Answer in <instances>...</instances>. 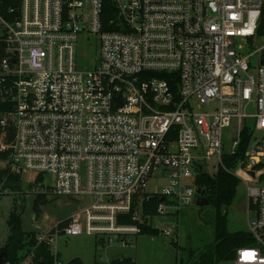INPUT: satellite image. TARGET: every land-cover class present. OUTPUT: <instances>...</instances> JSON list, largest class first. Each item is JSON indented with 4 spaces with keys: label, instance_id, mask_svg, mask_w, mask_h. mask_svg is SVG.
I'll list each match as a JSON object with an SVG mask.
<instances>
[{
    "label": "built area",
    "instance_id": "obj_1",
    "mask_svg": "<svg viewBox=\"0 0 264 264\" xmlns=\"http://www.w3.org/2000/svg\"><path fill=\"white\" fill-rule=\"evenodd\" d=\"M1 3L0 98L13 106L0 117V167L35 174V196L90 200L36 234L18 264H38L42 245L64 264L62 238L132 247L152 219L143 201L162 196V216L196 202L204 162L244 182L255 212L257 245L231 264H264V0ZM91 37L99 56L87 62ZM149 180L163 190L148 193Z\"/></svg>",
    "mask_w": 264,
    "mask_h": 264
},
{
    "label": "rangeland",
    "instance_id": "obj_2",
    "mask_svg": "<svg viewBox=\"0 0 264 264\" xmlns=\"http://www.w3.org/2000/svg\"><path fill=\"white\" fill-rule=\"evenodd\" d=\"M90 40L92 45H82L80 48V57L87 62L99 56L97 40L92 37ZM214 162L216 160L213 159L210 166ZM211 170L216 172L212 167ZM35 177V174L23 175L19 190H9L0 196V254L9 236L8 220L14 208L22 215V227L26 232L44 234L90 203L85 197L49 195L44 199L45 202L41 204L36 216V196L32 191ZM164 185L165 181L149 180L145 190L148 193L161 192ZM227 213L229 232L249 231L248 221L255 218V212L250 209L247 185L244 182L239 185L237 196ZM215 218L216 210L212 205L198 206L193 201L184 205L178 214L170 211L167 215L153 217L150 224L159 229L160 234L134 237L131 239L132 247H116L105 251L100 246L96 247V240L92 236L59 239L60 261L67 263L79 257L85 264H96L95 259L102 256L103 259L128 257L135 264H181L189 251H197L215 241ZM169 227L172 234L167 236L163 231Z\"/></svg>",
    "mask_w": 264,
    "mask_h": 264
},
{
    "label": "trees",
    "instance_id": "obj_3",
    "mask_svg": "<svg viewBox=\"0 0 264 264\" xmlns=\"http://www.w3.org/2000/svg\"><path fill=\"white\" fill-rule=\"evenodd\" d=\"M20 0H3V10L9 8H19ZM11 103L2 102L0 98V117L5 112L11 110ZM245 145V144H243ZM243 148L227 159L233 164L243 155ZM6 155L0 153V161L5 160ZM21 178L11 174L8 168L0 167V196L9 190L20 189ZM241 180L224 170H219L215 174L202 172L196 179L199 190L205 191V197L210 201L216 210L215 218V241L197 251H189L190 259L187 264H231L237 256L238 250L242 248L255 247L257 241L249 231L229 232L227 210L233 204ZM199 197V195L197 196ZM45 195H37L35 198V215L38 216L40 206L45 202ZM162 201V196H155L143 201L142 210L144 219L148 216H157V208ZM165 202L167 200H164ZM37 203V204H36ZM253 207L251 206V209ZM177 212L176 214H178ZM9 236L5 245L8 264H18L24 257V251L29 250L36 242V233L26 232L22 227V215L14 208L8 220ZM141 235L157 236L159 229L151 224H142ZM177 245V243H174ZM36 261L38 264H54V258L46 245H42L37 252ZM64 264H85L79 257L73 258ZM111 264H135L132 258H113Z\"/></svg>",
    "mask_w": 264,
    "mask_h": 264
},
{
    "label": "water",
    "instance_id": "obj_4",
    "mask_svg": "<svg viewBox=\"0 0 264 264\" xmlns=\"http://www.w3.org/2000/svg\"><path fill=\"white\" fill-rule=\"evenodd\" d=\"M204 168H205L206 172L209 174L206 162H204ZM198 195H199V197L196 200V203L198 206H205V205L210 204V201L205 197V191L198 190ZM162 200H164V199H162ZM7 263H8L7 254H6L5 247H4L1 254H0V264H7Z\"/></svg>",
    "mask_w": 264,
    "mask_h": 264
},
{
    "label": "crops",
    "instance_id": "obj_5",
    "mask_svg": "<svg viewBox=\"0 0 264 264\" xmlns=\"http://www.w3.org/2000/svg\"><path fill=\"white\" fill-rule=\"evenodd\" d=\"M182 248V247H181ZM190 256L189 254L186 256L185 260L183 262H181V264H187V262L189 261ZM84 262V261H83ZM95 263H96V259H95Z\"/></svg>",
    "mask_w": 264,
    "mask_h": 264
}]
</instances>
